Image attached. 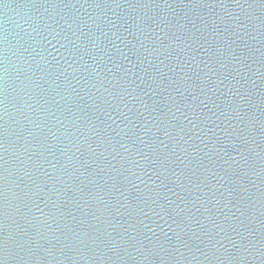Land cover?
<instances>
[{"label":"water","instance_id":"95a60500","mask_svg":"<svg viewBox=\"0 0 264 264\" xmlns=\"http://www.w3.org/2000/svg\"><path fill=\"white\" fill-rule=\"evenodd\" d=\"M2 264H264V0H0Z\"/></svg>","mask_w":264,"mask_h":264},{"label":"clouds","instance_id":"9594fccd","mask_svg":"<svg viewBox=\"0 0 264 264\" xmlns=\"http://www.w3.org/2000/svg\"><path fill=\"white\" fill-rule=\"evenodd\" d=\"M0 264H2V262H0Z\"/></svg>","mask_w":264,"mask_h":264}]
</instances>
